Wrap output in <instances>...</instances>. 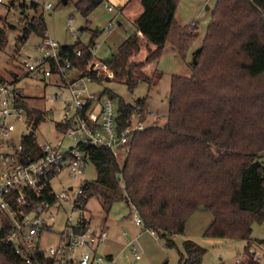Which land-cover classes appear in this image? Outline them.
Listing matches in <instances>:
<instances>
[{
    "label": "trees",
    "instance_id": "obj_1",
    "mask_svg": "<svg viewBox=\"0 0 264 264\" xmlns=\"http://www.w3.org/2000/svg\"><path fill=\"white\" fill-rule=\"evenodd\" d=\"M105 2H75L88 22L81 31L90 32L88 44L78 39L60 45V63L68 59L79 69L75 80L87 76L97 83L110 80L105 73L98 77L89 66L94 58L89 48L102 32L91 29L88 19ZM179 3L141 0L144 11L135 18L134 31L107 64L115 80L124 81L131 92L141 82H151L143 67L159 59L167 45L186 58L196 36L178 22ZM8 28L15 25L0 24V52L8 44ZM139 33L156 47L145 63L131 61L140 50ZM33 34L47 36L44 14L23 22L20 42L25 44ZM201 47L197 63H190L192 76H172L163 126L152 123L138 133L122 162L109 149L88 148L97 178L85 181L84 198L87 202L97 197L108 211L124 200L138 212L146 229L166 237L168 246L175 244L174 236L184 234L187 219L204 207L214 217L205 236L246 240L245 253H249L253 224L264 222V0H217ZM20 104L28 111L32 129L23 137L24 155L41 158L35 130L45 120L44 112L27 101ZM136 114L147 121L141 101L136 105L119 97V117L126 120ZM57 128L65 129L59 123ZM10 232L9 223L0 229V264H25V256L6 239ZM183 247L179 264H202L205 248L192 240ZM33 258L35 264H52L42 251Z\"/></svg>",
    "mask_w": 264,
    "mask_h": 264
},
{
    "label": "built area",
    "instance_id": "obj_2",
    "mask_svg": "<svg viewBox=\"0 0 264 264\" xmlns=\"http://www.w3.org/2000/svg\"><path fill=\"white\" fill-rule=\"evenodd\" d=\"M7 4L13 10L18 7L16 12L23 21L35 16L30 12L36 10L34 5L44 10L52 9L51 3L42 4V0H23L20 5L11 0ZM105 9L112 14L117 11V7L109 2H105ZM113 20L105 26L104 31L112 30ZM74 24V19L69 20L68 28L71 35L79 39ZM60 45L47 35L37 46L35 55L24 54L25 44L15 54L27 72L39 80H45L46 85H50L48 78L56 76V85L65 90L64 94L56 93L47 100L61 106V119L57 123L65 129L57 130L67 139L40 143L36 135L43 155L41 158L24 155L23 137L32 129L28 123V111L20 104L26 99L18 86L19 80L0 82V229L7 223L11 225L6 239L16 246L18 254L25 256V264L37 262L33 258L37 251L44 252L52 264H114L113 258L99 251L108 241V230L94 227L86 213L88 201H85L83 188L87 181L86 170L91 163L88 148H106L116 158L120 156L124 160L137 134L148 126L138 114L121 119L114 99L101 93H90L82 85L84 79L94 82L90 77L75 80L79 69L72 66L68 59L66 64L60 63ZM99 47L95 42L89 48L94 57L89 61V66L93 72H97L98 77L105 73L112 80L113 71L95 57ZM76 54L81 56L82 50L77 49ZM19 126H23L24 130H20ZM18 132L21 143L17 145L11 139ZM65 173L72 182H78V186L73 183L66 185L62 178ZM54 184L62 186V189L57 190ZM67 206H70V213L65 212ZM61 213L67 216L61 222L56 241H47L44 245L43 240L48 234L56 232L54 228ZM134 218L136 225H143L137 212ZM132 245L135 259L139 260L140 246ZM250 254L254 264H264V249L261 246L252 247ZM236 264L242 262L237 259Z\"/></svg>",
    "mask_w": 264,
    "mask_h": 264
},
{
    "label": "rangeland",
    "instance_id": "obj_3",
    "mask_svg": "<svg viewBox=\"0 0 264 264\" xmlns=\"http://www.w3.org/2000/svg\"><path fill=\"white\" fill-rule=\"evenodd\" d=\"M0 3V16L2 17L0 24H13L15 28H8V44L0 52V82H15L19 80V88L22 90L28 105L37 107L45 114V120L41 122L35 133L38 141L44 143L47 141L57 142L59 139H67L61 134L56 127L57 122L61 119V106L48 102L47 98L56 93H65V90L56 85L58 78L53 76L48 78L46 85L45 80L37 79L33 74L27 72L21 62L17 61L15 54L19 47L23 44L20 42L23 28V20L19 19L17 8L15 10L9 8L7 2L11 0H2ZM77 0H42V4H52V9L44 10L39 7L37 10H30L36 16L45 15L47 22V34L60 44H73L75 39L68 28V21L75 20L74 29L79 39L83 43L88 44L90 41V32L81 31L87 23V19L82 17L75 7ZM23 0H15L16 5L22 4ZM217 0H180L177 10L178 22L189 33L195 34V40L190 45L187 56L183 59L172 45H167L162 51L159 59L146 62L150 52L156 47L148 44L145 39L139 35L140 50H138L131 58L135 63L144 62L143 72L152 80L150 83L141 82L138 87L131 92L124 81L104 80L102 83H96L89 80H82V85L87 88L90 93L99 94L105 92L107 95L114 96V100L119 108V97L127 103L136 104L141 101L143 109L146 113L147 121L145 125L156 124L163 126L167 120L169 113V99L171 93V79L173 75L190 77L193 74L190 63L193 62V54L195 50L201 47L205 38L207 28L212 20V14L215 9ZM112 13L105 9L103 3L90 17V26L95 22L96 29L101 30V35L96 39V43L100 45L96 52V59L102 63L108 64L113 56L117 53L118 47L132 31L134 24L126 18L117 19L111 32L102 31ZM134 14L132 19L134 18ZM121 20L122 25L118 24ZM95 26V25H93ZM42 38L36 34L24 42L26 50L24 54L35 55L37 46L41 43ZM17 76V77H16ZM20 130H24L23 126H19ZM12 142L20 144V132L12 136ZM119 162L123 158L119 156ZM65 184L70 183L78 186V182H72L68 173L62 175ZM85 178L93 181L97 178V170L91 162L86 170ZM57 190H61L62 186L54 184ZM66 213H70V206L66 207ZM88 215L92 219V225L97 228H106L108 230V241L104 247L100 248V252L104 255L112 253L114 256V264H179L181 253H184L183 244L186 240H192L206 249L203 256L202 264H236L239 259L242 264H252L251 254L245 253L247 241L243 239H224L211 238L205 236V231L213 222L212 213L200 207L197 209L186 222L184 234L174 236V245L168 246L166 237L146 229L144 224L141 226L135 223V214L137 211L131 209L124 200L116 202L110 211L98 200L97 197H91L87 204ZM61 213L60 218L56 222L54 230L48 234L43 244L46 242L54 243L56 241L57 232L61 229V222L64 221L67 214ZM138 213V212H137ZM62 220V221H61ZM254 246L256 240H264V222L253 224L251 235ZM132 244L140 246L141 258L135 259L132 252Z\"/></svg>",
    "mask_w": 264,
    "mask_h": 264
},
{
    "label": "crops",
    "instance_id": "obj_4",
    "mask_svg": "<svg viewBox=\"0 0 264 264\" xmlns=\"http://www.w3.org/2000/svg\"><path fill=\"white\" fill-rule=\"evenodd\" d=\"M106 2L112 3L117 7V11L115 13H113L112 17H109L106 25L110 22V20H113V19H114L113 20L114 23L117 22V19L119 17H120L119 19H121V20H122V18H126L129 21L131 20V23L134 24L135 18L137 16H139L140 14H142V12L144 11L143 5L141 4V0H106ZM133 14L135 17L132 19ZM121 20H118V24L123 26V23ZM93 25H95V26H93ZM96 27H97V25L95 24V22L90 26V28L94 29V30L96 29ZM97 29L99 30V28H97ZM138 35H140L142 37V39H144V37L141 33H139ZM121 43H122V41H121ZM147 43H148V41H147ZM193 56H194V54H193ZM107 256L114 259V256L112 253H108Z\"/></svg>",
    "mask_w": 264,
    "mask_h": 264
},
{
    "label": "water",
    "instance_id": "obj_5",
    "mask_svg": "<svg viewBox=\"0 0 264 264\" xmlns=\"http://www.w3.org/2000/svg\"><path fill=\"white\" fill-rule=\"evenodd\" d=\"M202 51V47H199L197 50H195L194 52V56H193V61L195 63H197V55Z\"/></svg>",
    "mask_w": 264,
    "mask_h": 264
}]
</instances>
